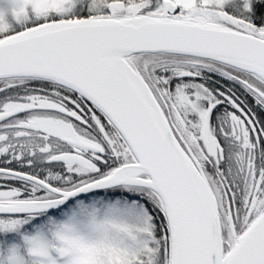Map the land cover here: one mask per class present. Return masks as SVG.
<instances>
[{
	"label": "snow or ice",
	"instance_id": "6c2138e0",
	"mask_svg": "<svg viewBox=\"0 0 264 264\" xmlns=\"http://www.w3.org/2000/svg\"><path fill=\"white\" fill-rule=\"evenodd\" d=\"M0 264H264V0H0Z\"/></svg>",
	"mask_w": 264,
	"mask_h": 264
}]
</instances>
